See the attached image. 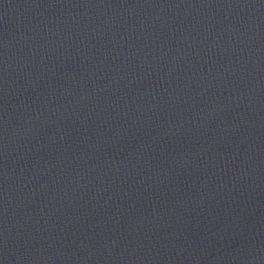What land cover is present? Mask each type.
Masks as SVG:
<instances>
[{
	"label": "water",
	"instance_id": "obj_1",
	"mask_svg": "<svg viewBox=\"0 0 264 264\" xmlns=\"http://www.w3.org/2000/svg\"><path fill=\"white\" fill-rule=\"evenodd\" d=\"M0 264H264V0H0Z\"/></svg>",
	"mask_w": 264,
	"mask_h": 264
}]
</instances>
